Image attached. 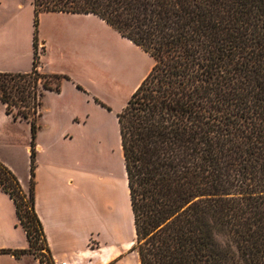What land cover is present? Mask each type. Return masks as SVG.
<instances>
[{
    "label": "trees",
    "instance_id": "16d2710c",
    "mask_svg": "<svg viewBox=\"0 0 264 264\" xmlns=\"http://www.w3.org/2000/svg\"><path fill=\"white\" fill-rule=\"evenodd\" d=\"M32 5L35 34L40 13L93 14L154 61L117 114L138 263L264 264V0ZM36 44L29 73L0 72L6 114L18 108L12 117L31 133L27 197L0 162V191L28 248L0 253L46 264L33 195L36 119L43 93L65 77L37 71Z\"/></svg>",
    "mask_w": 264,
    "mask_h": 264
},
{
    "label": "crops",
    "instance_id": "0c3cea01",
    "mask_svg": "<svg viewBox=\"0 0 264 264\" xmlns=\"http://www.w3.org/2000/svg\"><path fill=\"white\" fill-rule=\"evenodd\" d=\"M32 2L0 0V60L29 58L27 69L0 67V72L26 74L32 70L34 41L32 32L25 33V27L34 16ZM37 39L38 69L65 77L58 91L43 93L37 118L46 126H57L56 131L65 143L73 136L75 129H71V125L84 126L89 120L98 119V114L117 112L113 109L116 98L101 89L98 75L89 69L92 54L98 57L104 39L135 50L143 64L130 95L150 71V63L145 62L148 54L93 14L40 13ZM111 54L113 66L115 52ZM147 57L150 59L149 55ZM97 100L112 110L107 111ZM126 102L119 103L120 111ZM42 131L39 126L32 179L34 209L42 225L47 252L53 260L66 264L112 262L129 251L135 235L126 173L124 179H120L114 172L106 171V167L102 170L101 166L92 164L91 168L82 150H79L82 165L76 166L71 149L55 154L50 139L44 140L46 148H43L39 141ZM79 140L84 138L81 136ZM25 152L30 165L29 145ZM29 165L19 178L24 191L30 186ZM27 248L23 235L12 244H0V249ZM0 264H38V260L32 254L15 257L0 253Z\"/></svg>",
    "mask_w": 264,
    "mask_h": 264
},
{
    "label": "rangeland",
    "instance_id": "374dc122",
    "mask_svg": "<svg viewBox=\"0 0 264 264\" xmlns=\"http://www.w3.org/2000/svg\"><path fill=\"white\" fill-rule=\"evenodd\" d=\"M33 18L25 27V33L29 34L32 32L33 41L35 40L37 43L36 53H38L39 46L37 34L39 16L36 34ZM100 47L102 51L100 50L101 53L99 52L98 57L92 54L93 57L90 59L89 69L93 74L98 75L102 87L101 89H103L108 96L110 94V96H114V99L116 98V101L114 100L115 102H113L115 106L113 109L117 112L113 115L98 114V119H91L84 126H77L76 124L71 125L70 128L75 130L71 140L69 139L66 143L56 131L57 126H46L42 122V119L40 120L37 118V129L33 149L34 159L36 152L35 144L38 141V128L40 126L43 131L39 135V141L41 140L43 148H46L44 146V140L50 139L51 148H53L55 154L65 149H71L75 155L74 159L76 166L82 165V162H80V158L82 160V157L79 158V150H82L84 160L88 162V164L85 162V165H90L91 168L92 164L98 167L101 166L102 170L106 167V171H112L120 179H124V162L116 120L117 114L120 112L118 105L129 99V93L142 73L141 68L143 64L135 50L119 47L118 44L112 43L109 39H104ZM111 51L115 52L113 66ZM147 56H145V62L147 60L151 68L154 61L151 57L148 59ZM22 59L19 61L0 60V67L27 69L29 58L25 60ZM15 64L16 66H14ZM37 71L44 73L38 68ZM97 103L107 111L112 110L107 104L100 100H97ZM11 110L12 115H16L18 112V108L16 107H12ZM23 110L24 112H32L29 108ZM12 115L9 117V115L6 114L5 105L0 102V162L14 174L20 183L19 178L23 177L29 165V156L25 152V147L27 145L31 146L30 123L27 120H21V118L14 119ZM81 136L84 138L83 141L79 140ZM26 194H28V190L25 191V195ZM22 235L25 236L22 228L17 225L13 203L6 194L0 191V244H12L14 241H18L20 237L22 238ZM37 245L40 248L43 247L41 238L38 240ZM108 264H138V259L137 255L129 249V251H126L119 258L114 259Z\"/></svg>",
    "mask_w": 264,
    "mask_h": 264
},
{
    "label": "built area",
    "instance_id": "2783aa9c",
    "mask_svg": "<svg viewBox=\"0 0 264 264\" xmlns=\"http://www.w3.org/2000/svg\"><path fill=\"white\" fill-rule=\"evenodd\" d=\"M46 253V252H45ZM47 263L46 264H66L65 262L63 261H56V260H53L49 254H47Z\"/></svg>",
    "mask_w": 264,
    "mask_h": 264
},
{
    "label": "bare ground",
    "instance_id": "6f19581e",
    "mask_svg": "<svg viewBox=\"0 0 264 264\" xmlns=\"http://www.w3.org/2000/svg\"><path fill=\"white\" fill-rule=\"evenodd\" d=\"M139 264V263H138Z\"/></svg>",
    "mask_w": 264,
    "mask_h": 264
}]
</instances>
